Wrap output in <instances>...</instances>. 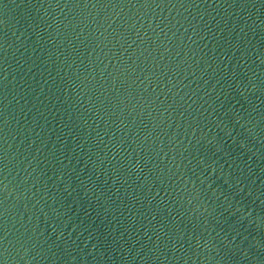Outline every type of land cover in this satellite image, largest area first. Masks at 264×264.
Here are the masks:
<instances>
[{
  "label": "water",
  "instance_id": "1",
  "mask_svg": "<svg viewBox=\"0 0 264 264\" xmlns=\"http://www.w3.org/2000/svg\"><path fill=\"white\" fill-rule=\"evenodd\" d=\"M0 264H264V0H0Z\"/></svg>",
  "mask_w": 264,
  "mask_h": 264
}]
</instances>
